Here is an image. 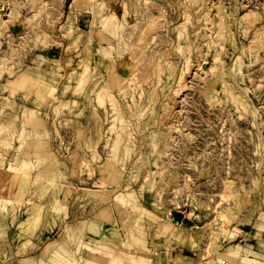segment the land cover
I'll return each instance as SVG.
<instances>
[{
    "label": "rangeland",
    "instance_id": "1",
    "mask_svg": "<svg viewBox=\"0 0 264 264\" xmlns=\"http://www.w3.org/2000/svg\"><path fill=\"white\" fill-rule=\"evenodd\" d=\"M220 262L264 264V0H0V264Z\"/></svg>",
    "mask_w": 264,
    "mask_h": 264
},
{
    "label": "built area",
    "instance_id": "2",
    "mask_svg": "<svg viewBox=\"0 0 264 264\" xmlns=\"http://www.w3.org/2000/svg\"><path fill=\"white\" fill-rule=\"evenodd\" d=\"M249 237H250V235L246 231H242V232L238 233V236H237L238 243L240 245H243V246L247 245L249 243ZM222 264H224V262Z\"/></svg>",
    "mask_w": 264,
    "mask_h": 264
},
{
    "label": "bare ground",
    "instance_id": "3",
    "mask_svg": "<svg viewBox=\"0 0 264 264\" xmlns=\"http://www.w3.org/2000/svg\"><path fill=\"white\" fill-rule=\"evenodd\" d=\"M207 21H208V20H207ZM149 25H150L149 27H151L152 24H149ZM142 68H143V67H142ZM129 73H130V72H129ZM216 225H217L216 228L219 229L220 232H223V233L226 232V229H225V228L220 227L219 224H216ZM217 229H216V230H217ZM220 264H221V262H220Z\"/></svg>",
    "mask_w": 264,
    "mask_h": 264
}]
</instances>
